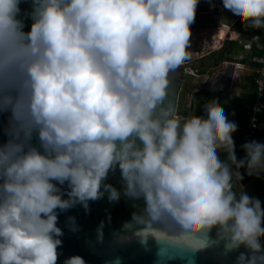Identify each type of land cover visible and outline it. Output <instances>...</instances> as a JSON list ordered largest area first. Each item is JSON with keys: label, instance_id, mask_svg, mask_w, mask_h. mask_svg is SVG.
<instances>
[{"label": "clouds", "instance_id": "9594fccd", "mask_svg": "<svg viewBox=\"0 0 264 264\" xmlns=\"http://www.w3.org/2000/svg\"><path fill=\"white\" fill-rule=\"evenodd\" d=\"M21 2L0 0V264H57L56 210L87 209L102 187L119 200L102 183L117 166L124 195L144 201L125 225L143 226L141 242L149 225L188 247L215 229L227 251L246 249L237 264H264V206L233 191L240 169L264 173V143H244L237 159L238 126L218 99L182 120L168 100L200 0H32L27 32ZM222 3L246 27L264 28V0Z\"/></svg>", "mask_w": 264, "mask_h": 264}, {"label": "water", "instance_id": "95a60500", "mask_svg": "<svg viewBox=\"0 0 264 264\" xmlns=\"http://www.w3.org/2000/svg\"><path fill=\"white\" fill-rule=\"evenodd\" d=\"M20 8L19 18L24 20L25 24L28 21L32 24L30 18L32 0H22ZM238 21L239 18L222 5V27L232 29ZM30 29L25 27L24 31ZM188 51L190 52V40ZM185 62L169 76L168 100L175 109L176 117L186 81ZM7 120V113L0 114V143L7 140L4 134L7 131ZM33 143L37 142L34 140ZM102 183L115 187L120 192L119 200L110 201L108 192L102 187L104 195L100 199L90 200L87 209L81 203H77L65 211L56 210L57 226L63 230V236L59 237L62 245L58 248L57 264H64V261L72 256L83 257L86 264H112L117 258L120 264H237L239 254L246 252L243 246L238 250L227 251L224 243L217 240L215 229L211 231L208 239L195 240L192 247H188L173 243L172 237L167 233L149 225L148 229L141 233L148 238L141 242L135 232L143 226L132 225L126 228L125 225L134 223L133 213L142 214L145 206L143 199H132L124 195V184L118 166L109 172ZM58 187L65 193L63 198L67 199V192L70 190L67 183ZM69 217L75 218L74 223ZM161 238L169 245L158 241ZM165 254L173 258L162 259Z\"/></svg>", "mask_w": 264, "mask_h": 264}, {"label": "built area", "instance_id": "2783aa9c", "mask_svg": "<svg viewBox=\"0 0 264 264\" xmlns=\"http://www.w3.org/2000/svg\"><path fill=\"white\" fill-rule=\"evenodd\" d=\"M227 31L224 38H221L220 31L213 36L214 43L210 47L211 50L216 52L224 47L226 37L231 29ZM238 42L240 50L237 55L205 73H201L200 69L196 67V63L204 57L200 49L198 52L201 55L197 60L192 57L190 50V57L186 60L185 66L186 77L193 79L196 84L195 88L192 87V93H198L200 89L231 92L234 83L238 82L246 72L254 74L255 99L246 115V132L241 140L244 144L253 140L258 141L264 122V44L259 35L247 36L244 39H239ZM197 109L198 111L204 110V105L198 104ZM259 176L264 180V173H260ZM261 243H264L263 238Z\"/></svg>", "mask_w": 264, "mask_h": 264}, {"label": "crops", "instance_id": "0c3cea01", "mask_svg": "<svg viewBox=\"0 0 264 264\" xmlns=\"http://www.w3.org/2000/svg\"><path fill=\"white\" fill-rule=\"evenodd\" d=\"M238 53V52H237ZM237 55V54H236ZM254 74L251 72H246L238 82L234 83L235 94L232 93V97L223 102L219 103L222 108H224L226 115L230 121H234L238 128L235 133H233V139L235 144L241 140V131H244L243 120L245 117L244 112L239 107L241 104H249L250 96L254 94V84L252 82ZM185 86V85H184ZM189 90L185 93L188 94ZM205 100L204 96L195 97V100L191 98H186L185 105L183 106L182 116L188 117L191 115H196L195 112L198 111V104L202 105L200 102ZM194 102V103H193ZM236 102V103H235ZM194 105V106H193ZM243 126V127H242ZM258 142L264 143V122L262 125V130L258 137ZM220 154H225L220 152ZM237 159H243L244 155L240 150H236ZM226 156L223 157V160ZM240 172L243 174H248L247 169H242ZM244 179V178H243ZM236 180L234 178L233 186L238 190L239 194L245 191L248 195L256 197L261 200L262 206H264V187H262L256 180H249L245 182L244 180Z\"/></svg>", "mask_w": 264, "mask_h": 264}, {"label": "rangeland", "instance_id": "374dc122", "mask_svg": "<svg viewBox=\"0 0 264 264\" xmlns=\"http://www.w3.org/2000/svg\"><path fill=\"white\" fill-rule=\"evenodd\" d=\"M222 5V0H200L196 10L195 21L190 26L192 33L190 37V50L192 52V57L197 60L201 54L202 56H204L201 60L196 63V67L199 69L202 67L208 56L212 53H215L214 50L210 49V47L214 43L213 36L220 31L221 38H224V36L228 32V28L222 27L221 23ZM233 36L235 39H237L234 34ZM199 49L201 50V54L198 52ZM217 52L219 51H216V53ZM236 54L238 53L233 54L226 60L232 59ZM184 85L185 86H183V90L181 93L182 95L180 96V109H178L177 118H180V113H182L184 110L183 106L185 105L184 102L186 98H191L195 100V97H198H192V87H196L195 81L193 79L191 80L190 77H186ZM187 90H189L188 94L185 93ZM231 93H236L234 86L231 88ZM262 245H264V243H262Z\"/></svg>", "mask_w": 264, "mask_h": 264}, {"label": "trees", "instance_id": "16d2710c", "mask_svg": "<svg viewBox=\"0 0 264 264\" xmlns=\"http://www.w3.org/2000/svg\"><path fill=\"white\" fill-rule=\"evenodd\" d=\"M25 25H26L27 29L31 28L30 21H28ZM233 34L236 36L237 39L234 38ZM253 35H259L261 37L263 44H264V28H260V29L248 28L243 23H241V21L239 20L234 25V27L231 29V32L228 34L227 40L224 44V47L221 50H219V52H217V53L215 52L214 54L212 53L208 56V58L206 59V61L202 65V67L200 68L201 73H205L206 71H209L212 68L219 66L223 61L228 59L230 56L239 52L240 45H239L238 40L244 39L247 36H253ZM261 53H263V52H261ZM252 82L254 84L253 80H252ZM200 95L205 97V100L200 102L202 105H204L206 102H208L209 100L214 99V98L218 99L219 103H223L232 97L231 92L221 91V90L200 89L198 93H192L193 98L195 96H200ZM250 99L251 100L249 101V104H247V105L241 104L239 106L245 114V117L243 120V126L245 127V129H244V131H241V140H242V137L244 136V134L246 132L247 111H248L249 107L251 106V104L253 103V101L255 99V95L252 94L250 96ZM179 109H180V107H179ZM195 114L198 116H204L205 115L204 110L196 111ZM184 116H182V114L180 113L181 120L184 118ZM241 140L235 144V147H236V150H240L245 157V153H244V150L242 148L243 143ZM224 156H226V155L220 154V158L222 160H223ZM244 169H246V168H244ZM240 170H242V169H240ZM243 178H244L243 180L245 182H249V180H256L262 187H264V180L259 175L243 174ZM233 191L236 192L237 195H239L238 190L234 186H233ZM261 242H262V238H261Z\"/></svg>", "mask_w": 264, "mask_h": 264}, {"label": "bare ground", "instance_id": "6f19581e", "mask_svg": "<svg viewBox=\"0 0 264 264\" xmlns=\"http://www.w3.org/2000/svg\"><path fill=\"white\" fill-rule=\"evenodd\" d=\"M199 57H200V56H199ZM199 57H198V58H199Z\"/></svg>", "mask_w": 264, "mask_h": 264}]
</instances>
